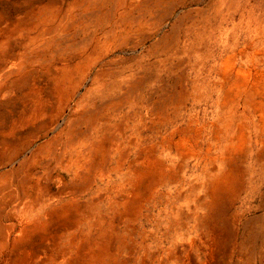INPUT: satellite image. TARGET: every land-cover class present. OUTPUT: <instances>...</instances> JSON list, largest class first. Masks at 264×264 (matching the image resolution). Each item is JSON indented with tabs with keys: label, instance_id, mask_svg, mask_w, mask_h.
Wrapping results in <instances>:
<instances>
[{
	"label": "rangeland",
	"instance_id": "1",
	"mask_svg": "<svg viewBox=\"0 0 264 264\" xmlns=\"http://www.w3.org/2000/svg\"><path fill=\"white\" fill-rule=\"evenodd\" d=\"M30 144L0 264H264V0H0V160Z\"/></svg>",
	"mask_w": 264,
	"mask_h": 264
},
{
	"label": "bare ground",
	"instance_id": "2",
	"mask_svg": "<svg viewBox=\"0 0 264 264\" xmlns=\"http://www.w3.org/2000/svg\"><path fill=\"white\" fill-rule=\"evenodd\" d=\"M219 127H220L222 133L229 131V127L228 126L225 127V120L222 118V115L219 118ZM74 144H76V143H74ZM61 147H62V153L59 154L58 156H55L54 154L48 155V157L50 159H55L56 163H58V164L63 160L64 157H66L65 156L66 155V149L68 148L67 146H64V145H61ZM89 154H90V152H89ZM40 156L41 155L39 154L38 148L35 144L27 145L25 147H22L17 153H15L13 155L10 154L5 159L0 160V171L4 168L10 167V168H13L16 172H17L18 168H23V169H25V172L30 173L32 171V168H31L32 164L37 163V160ZM9 183H10V179H4L2 177V175L0 174V195H3V194L5 195L6 193L8 194V192H9L8 187L10 185Z\"/></svg>",
	"mask_w": 264,
	"mask_h": 264
}]
</instances>
